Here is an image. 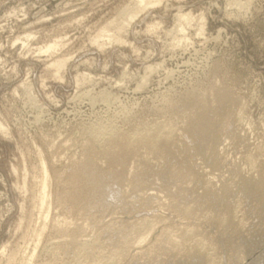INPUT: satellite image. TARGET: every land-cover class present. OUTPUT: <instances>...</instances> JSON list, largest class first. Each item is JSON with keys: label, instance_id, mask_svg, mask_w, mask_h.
Instances as JSON below:
<instances>
[{"label": "rangeland", "instance_id": "obj_1", "mask_svg": "<svg viewBox=\"0 0 264 264\" xmlns=\"http://www.w3.org/2000/svg\"><path fill=\"white\" fill-rule=\"evenodd\" d=\"M136 3L0 0V264H264V0Z\"/></svg>", "mask_w": 264, "mask_h": 264}, {"label": "bare ground", "instance_id": "obj_2", "mask_svg": "<svg viewBox=\"0 0 264 264\" xmlns=\"http://www.w3.org/2000/svg\"><path fill=\"white\" fill-rule=\"evenodd\" d=\"M138 3H136V4H139V6L138 5H136V10H132V13H129V15H128V19H129V21L130 20H132V19H134L136 16H137V14L138 13H140L141 12V10H144L145 8H147V7H149L150 5H155V3H157V2H160V0H136ZM138 6V7H137ZM131 12V11H130ZM139 15V14H138ZM179 16V15H178ZM182 16V15H181ZM185 16V15H184ZM180 17V16H179ZM183 17V16H182ZM129 21H128V23H129ZM127 25V24H126ZM98 37V36H97ZM52 46H49L48 48H47V50L48 49H50ZM58 64V66L59 65H62V64H59V62L57 63ZM155 129V128H154ZM157 129V128H156ZM162 129H164V128H162ZM0 130H6V129H4L3 128V126H2V124L0 123ZM149 131V130H148ZM147 131V132H148ZM142 132H144L143 133V135L145 134V131H142ZM152 132H153V130H152ZM151 133V132H150ZM140 135H141V132L139 133ZM163 133H161V135H162ZM139 135V136H140ZM148 135L150 136V134L148 133ZM138 136V137H139ZM144 136H146V135H144ZM151 136H153V135H151ZM157 136V133L155 134V137ZM142 137V136H141ZM147 138H148V136H146ZM160 137V136H159ZM145 137H143L142 139H144ZM153 138H154V136H153ZM144 141H146V140H144ZM154 141H156V138H155V140ZM153 141V142H154ZM42 173H43V177H42V180H41V183H40V193H39V197H40V204L42 205L41 206V208L40 209H42V207H43V205H46L47 204V200H48V196H49V192H48V186H49V183H48V177H49V173H48V170H47V168H46V166H45V164H44V162L42 161ZM42 176V175H41ZM50 204V203H49ZM50 207V206H49ZM49 209V208H48ZM41 213V212H40ZM48 214V213H47ZM46 218H47V215L45 216ZM44 217V218H45ZM45 221V220H44ZM42 227H43V225H42ZM40 229H41V227H40ZM42 230V229H41ZM40 233H42V232H40ZM39 234V233H38ZM38 236H40V234L38 235ZM91 248V247H90ZM87 249V248H86ZM92 249V248H91ZM90 250V249H89ZM87 251V250H86ZM90 252V251H89ZM91 253H92V251H91ZM89 254V253H88ZM32 257V256H31ZM27 262V261H26ZM28 262H29V260H28Z\"/></svg>", "mask_w": 264, "mask_h": 264}]
</instances>
